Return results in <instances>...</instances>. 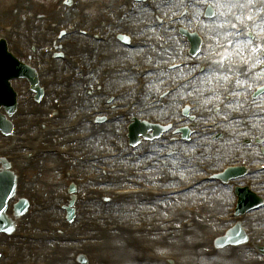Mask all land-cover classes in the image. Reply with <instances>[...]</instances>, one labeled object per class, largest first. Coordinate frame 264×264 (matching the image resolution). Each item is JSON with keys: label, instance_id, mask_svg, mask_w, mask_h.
<instances>
[{"label": "bare ground", "instance_id": "obj_1", "mask_svg": "<svg viewBox=\"0 0 264 264\" xmlns=\"http://www.w3.org/2000/svg\"><path fill=\"white\" fill-rule=\"evenodd\" d=\"M249 0H220V4L223 5V10H227L228 7L230 5L233 4H237L240 5L241 8H244L246 6H248L246 3ZM156 2L159 4V6L161 7V9L165 12L168 11L169 8H171V4H167L166 6H164L163 4L165 3V0H156ZM179 0H173L172 6H177L180 7L179 4ZM64 12L63 9H61L59 12ZM143 12L145 14V17H149L150 14H148L147 11H144V9H142L140 12H138L137 15H135V17H132V21L136 22V21H140L143 18H139L140 13ZM56 17V16H54ZM60 16L57 17L56 20H59ZM59 22H61L59 20ZM222 25H223V31L227 36V32H228V28H227V24H225L224 21H221ZM204 29L206 31H209L211 33L212 36H217L216 33H222V31L218 28V26L216 24H211V23H204ZM36 33L41 36L42 35V30L41 27L36 29ZM42 38V37H41ZM176 43H174L173 45V51H177L178 50V44H179V40H175ZM90 45V42L83 39V38H78V37H73L70 38L68 41V52L70 55H78L79 57L82 55L83 51L86 50V48ZM98 46V50L101 52H108L110 59L112 62H118L119 60L122 59H126L127 57H134L135 53L137 51H127L124 50L123 48H120L116 45H105V44H97ZM80 47V49H78ZM237 49L240 52V55L242 54V52L245 51V49L247 48V45L244 43H240L237 46ZM147 53H149L151 56H157L155 53L152 52V50H147ZM238 54V52H236ZM233 54H234V50L228 49L226 50L224 53L220 54V59H222L221 63H217L213 70L210 71V75L206 77L203 76V85H206L208 83H211V85H214V83L218 80L219 81V77L222 76V74H224V72H228V71H235V67H233V65L228 62V60L233 59ZM99 55L98 53L96 54V62L98 64H103V62H101V60L98 59ZM60 68V62H56L54 69L52 70V72H49V79L52 81V90H51V94L58 96L59 93H61V89L60 86L58 84H56L54 82V77L57 74V71ZM172 75L178 76L179 73L175 72ZM256 77L258 76L257 73L254 72V66H250L249 69L247 70V72L242 74V79H246L247 77ZM130 78V75H113L111 76L109 83H113V86L111 87H115L119 84H114L117 80L120 81V79H128ZM161 78L160 74H157L155 76V78L152 81V85L157 83L158 80ZM124 82H121V84H123ZM220 84V82H219ZM202 85L199 83H196L193 85L192 88H189V90L191 91V89H198L200 88ZM220 85H218L219 87ZM216 89V88H215ZM78 90L77 88H75L74 90V96L72 97V99L66 100L64 99V105L66 106L65 109H63L61 112L56 113L55 117L57 118V120H59L60 122L65 118L66 115H69V113L75 108L77 107L76 105L78 104V101L75 104V100H77L76 98V94H77ZM189 93V94H188ZM68 94V93H67ZM71 95V94H70ZM182 95H193L195 96V94L193 92H188L187 89L183 90ZM200 95V94H199ZM61 98V97H60ZM21 106V105H20ZM19 106V111L20 113L25 112V108L24 107H20ZM15 122L17 123L16 126V130L18 132L23 131L24 133L30 132L29 130H27L26 128V124L24 122V120L20 119L17 117V115L14 117ZM127 121V117L121 118L120 121H118L115 124H111L110 126L105 127L103 133L99 136H97L96 139L88 141L86 143H82V144H78L77 148L79 150L82 151H87L89 152L90 150H96V149H102V148H108V142H107V138L108 136L106 135L107 132L112 128L115 132V135L117 137L120 136L119 134V129H122L121 126V122ZM241 122V121H239ZM243 122L245 123L244 127L239 126V123L236 122V124H232L231 126H234V129H241L244 128V132L248 134V132L250 131V129L252 127H259L261 131H263V135H264V115L261 119H255L253 118V115H250L247 119L243 120ZM43 123V122H41ZM62 124V122H61ZM65 126V125H64ZM64 126L57 131V133H51L49 131H45L43 133H41V138L40 140L37 142V144H34V148L38 149L36 151H39L43 146L46 145L47 142H51V139L53 136H59V135H64L65 133H71L69 131H67ZM103 128H100L99 130H101ZM56 134V135H55ZM18 135V134H15ZM16 137H10L7 138L9 141H15ZM239 140V137L237 135L234 134V132H232L230 134L229 137L225 138L222 140L221 142V147L220 149L217 148L215 150V153L212 154L209 153V155L214 157H217V160L220 161L221 159H227L230 156V148L231 147H235L240 149V146H237L236 143ZM16 142V141H15ZM45 144H44V143ZM17 144V143H15ZM14 149V147L12 148ZM218 150V151H217ZM217 151V152H216ZM255 151H252V154L254 155ZM255 158H257V156L254 155ZM176 155L174 154L172 158H170L169 163L174 164L176 161ZM215 158H213L214 160ZM66 159L65 158H59L56 156H37V158L35 160L30 159L29 161H25V162H13V168L17 169V170H24V169H28L31 176H27L24 180L22 178H20L17 182H16V190L17 191H24L26 188H31L32 187V183L34 181V176H36V174H41L40 176V181L42 182L41 187L45 186V185H49L50 183L47 182L46 180V172L48 171H55L57 168H60L61 166L65 165ZM69 163V162H67ZM123 162L121 161H116L115 165L116 167H120V166H124L126 164H122ZM76 166H82L85 167V164H80V163H75ZM129 166V165H128ZM154 170L151 171L152 178L155 179L154 177L157 176L158 174H154L156 169L152 168ZM177 170L181 173V176H186L189 174H192L194 172V168L191 166V162H183L181 163V165L177 168ZM124 172V173H123ZM123 172H121V174H119V176L117 177V179H125L128 175L131 174V172L123 170ZM169 175H166L165 177H163L165 180L168 178ZM257 177L253 176L251 178H248L245 180V182H252V183H256L257 182ZM156 180H158L156 178ZM264 180V179H263ZM114 183L117 182L116 178L113 181ZM205 185H210V187L208 189L205 190H198L196 192V196L195 194L190 192L189 194H186L183 197H186L188 195V197L186 198L187 200H194L195 198H199V199H204L207 200V208L204 209L202 211L201 209V213L200 216L198 215L196 217V220L194 219V227L192 229H186L185 231H180L178 229H176L175 226H171L168 229H166V231H161L160 228H152L149 230H144L143 233H141L139 236L134 235L133 233H124L122 232V229H119L118 227H116V231L115 230H110L106 227H104V225L108 226L106 223H104L103 219L105 214H110L111 216L113 214H122L125 210V208H115V202L112 205L107 206V208H104L103 206H101V203H99L98 201L95 200V197L93 196H89L88 200L85 202H82V211L81 213L79 212V214L81 215V218L79 219V227L84 226L86 228V224H85V219L89 218V220H91L90 226L92 227V232L94 233V238L96 240L99 241V246H97L94 250V259L95 261L92 264H101L102 258L100 257L102 255L103 252H107L110 253V259L111 262L110 264H129V261H124L121 257V255L124 253L123 251V247H125V244H130L131 246H135L137 244H139V247L141 243V241H146V242H151L156 246L159 247H164L162 244H167V245H171L174 246L176 248H178L184 255H186L188 257V264H191L192 261L189 260L191 259V256L195 255V257L198 258V262L201 263L200 261V257L198 254H196L193 250L191 251L190 249L194 248L197 249L199 246L198 243H200L201 245H205L207 243L210 242V238L211 236L216 232V229L219 227L218 223H215L216 220H218V217L216 218L215 222H214V214L217 213H221L225 210L227 204L230 202V199L232 200V196L230 194V191L228 188H224V187H217L214 185V183L211 184H205ZM59 188V184L58 183H51V186L49 188V195L53 198L55 197V189ZM43 189L45 190V188L43 187ZM27 190V189H26ZM87 192H89L87 190ZM190 196V197H189ZM133 199V198H132ZM142 199H144L143 197H139L136 200H140L142 201ZM84 200V199H83ZM125 200H129V199H120L118 202H123ZM182 200V199H181ZM185 200V202L187 201ZM184 201V200H183ZM52 202V201H51ZM165 202V200H164ZM84 203V205H83ZM170 200H166V203L162 204V205H154V209L158 210L156 211L155 217L156 216H161L158 212L160 210L165 211V212H169L170 210ZM130 207V209L132 210V212H146L145 210H147V207H144L143 204L140 203H135V204H127V209L128 210ZM172 208V207H171ZM32 215L28 217L24 216L21 220V222H26L25 219L27 220L29 218V220H27V222L30 221L31 224H33L35 222L36 217L34 216V211H32ZM78 214V215H79ZM204 216L208 217V221L207 218H205ZM213 216V219H212ZM37 217H39L38 219L42 220L43 223H48L51 224L53 222H58L59 221V213L57 211H52L51 213H45V214H41L39 212V214L37 215ZM154 217V219H156ZM176 217L178 219H182L184 218V216L177 214ZM205 218V219H204ZM202 219V221H201ZM103 221V222H102ZM246 227H248L250 229V239L253 237H259L264 239V209L260 210L256 213L253 214V217L250 219H246L244 220ZM207 222H209L207 224ZM192 224V223H191ZM191 224L189 225V228L191 227ZM151 226V225H150ZM163 228V227H162ZM48 231V230H47ZM218 231V230H217ZM249 236V235H248ZM49 237H55V235H49ZM1 238V236H0ZM2 241H4L5 243L9 244L12 247V250L15 246H16L13 250V252L16 255H22V247H24L25 245H29L31 246L32 244H27V243H21V241H8L6 238H1ZM141 240V241H140ZM36 244H38L36 246ZM56 245V244H55ZM34 249H42V250H53V246L48 247L47 243H34L33 245ZM74 249L73 245H68V246H64V247H60L57 246L54 248V251H56L57 254L61 255L60 258H56L52 264H71V263H66V259H65V255L69 252H71ZM248 249V248H247ZM249 253L245 252V250H243L242 248H238V249H234V250H228V249H224L223 253H215V255H217L216 259L213 258L211 261H206V260H202L201 264H264V260L258 259L256 257H254V255H252L251 253L254 252V250H250L249 249ZM218 259V260H217ZM130 260V258H129ZM135 260V259H134ZM217 260V261H216ZM154 264L155 262H153L152 260L148 259L146 262H144L143 264ZM0 264H2V261L0 262ZM156 264V263H155Z\"/></svg>", "mask_w": 264, "mask_h": 264}, {"label": "rangeland", "instance_id": "obj_2", "mask_svg": "<svg viewBox=\"0 0 264 264\" xmlns=\"http://www.w3.org/2000/svg\"><path fill=\"white\" fill-rule=\"evenodd\" d=\"M81 2V7H80V11L83 13L84 17L87 18V22L88 24H90L91 21L93 20H98L100 21L101 20V23L104 22L103 20L104 19H107V18H111L112 15H113V12L111 11H108L106 12L105 7L106 6H109L113 4V0H79ZM19 0H0V16H4L5 17V14H7L8 12V9H10V7L15 4V3H18ZM45 2L47 3L48 0H27V8L29 9V11L31 12L30 16L31 18H35L33 19L34 22H38V24H42L44 23L45 21L47 20H51L53 19V11L56 9L54 5H48V6H43L42 3ZM26 8V9H27ZM40 9L42 10L43 14H38V16H34V13H39ZM107 10L109 9L108 7L106 8ZM103 11V12H102ZM19 14H24V13H19ZM19 16H22V15H19ZM14 19H18V15L14 18ZM12 20L11 18L9 19H6L4 20L2 18V21L4 24H7L8 21ZM21 22H24L25 20H28V18H26L24 15L21 17ZM25 39H27V36H24V40H21L20 43H17V44H22V42H25ZM218 42V41H217ZM220 46V45H219ZM219 49H217V51L215 52H218ZM220 52V51H219ZM218 52V53H219ZM216 53V54H218ZM218 58V57H217ZM216 60V59H215ZM240 60V59H238ZM123 62V61H122ZM121 62V63H122ZM111 66H113V64H110ZM101 68V67H99ZM228 74H224V79L227 77ZM97 76H95L96 78ZM113 90H110V92H112ZM97 105V104H96ZM85 110H88L86 108H84ZM22 118H25L26 116L21 115ZM72 116H70L69 118H71ZM31 118H29L28 120L26 121H29ZM25 120V119H23ZM21 134H24V133H20ZM1 139V138H0ZM223 162L219 163L222 164ZM11 170L13 171L12 173L15 174L16 178L19 177L18 173H17V170H14L11 168ZM41 174H37L35 176V183L36 185L33 187L35 189H37L41 196L44 198V197H47L48 194L46 193V191H41L40 189H38L39 187H41L42 185V182H39V186H37V179L40 178ZM58 177H59V172H58V169L56 171H48L46 172V180L48 183H51L53 181H57L58 180ZM153 185H156L157 187H160L161 185H164V184H159L158 182H154L152 183ZM175 185V184H174ZM208 187V186H207ZM206 187V188H207ZM42 188V187H41ZM63 188V186H62ZM61 192V188L60 190H57V193H60ZM19 194V192H17V195ZM20 195V194H19ZM17 197V196H16ZM201 202H204L203 200H194V201H190V202H181V204L179 205L180 207H183V206H190V207H198V205L201 204ZM228 207L225 208L224 212L221 213V214H214V217H218V216H225V211ZM172 212V211H171ZM164 213V214H160L161 216H157V219L154 221L152 216L149 215V214H146L145 215V212H141V215H137V214H132L133 212L131 213H128V214H123V222L126 224V226H128V224H131L132 227H136L138 226L139 224H141V222L143 223H148V222H156L157 224H159V220L160 219H164V218H169L170 216H172V213ZM200 213V212H199ZM126 215V216H125ZM212 219H213V216H212ZM122 221H120L119 223L121 224ZM130 221V222H128ZM209 223V222H207ZM160 226V225H158ZM161 227V226H160ZM178 227V226H177ZM194 227V224L193 226L191 227V229ZM76 228V227H75ZM149 229V227H147ZM79 233H82V234H87V231H81ZM89 235V234H88ZM255 239V238H254ZM256 241L258 242H263L262 239L258 238V239H255ZM145 246H149L150 248L152 247L154 252L157 251V252H166V253H173V252H177L180 256H182L185 260H186V255H184L182 252H180L179 249H177L176 247L174 248V246H164V248H161L159 246H155L153 245L151 242H143ZM0 246H4V245H0ZM212 246V244H207V245H201L200 246V249L197 251V250H194V249H190L191 251L193 250L196 254L199 255V257L202 256L201 259L204 258V252L207 248H210ZM123 250H126L124 251V253L121 255L122 259L124 261H129L130 264H133L132 262V258L134 255H139V251H135L132 247L126 249V248H123ZM68 256L69 258H72L73 254L71 252L68 253ZM110 256V253H107V252H103L102 253V259H104V261H107L109 260V257ZM15 258H18L17 256H15ZM36 258V255L31 251L30 252V255H27V258L24 259V262H30L31 260L35 259ZM39 258V257H38ZM36 258V259H38ZM42 258V257H40ZM130 258V260H129ZM194 259H192L191 261H194L195 264L197 263L198 264V261H197V258L193 257ZM260 258H262L260 256ZM264 258V256H263ZM72 260L69 261V263L71 262Z\"/></svg>", "mask_w": 264, "mask_h": 264}, {"label": "snow or ice", "instance_id": "obj_3", "mask_svg": "<svg viewBox=\"0 0 264 264\" xmlns=\"http://www.w3.org/2000/svg\"><path fill=\"white\" fill-rule=\"evenodd\" d=\"M227 78V77H226Z\"/></svg>", "mask_w": 264, "mask_h": 264}]
</instances>
